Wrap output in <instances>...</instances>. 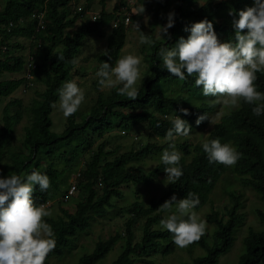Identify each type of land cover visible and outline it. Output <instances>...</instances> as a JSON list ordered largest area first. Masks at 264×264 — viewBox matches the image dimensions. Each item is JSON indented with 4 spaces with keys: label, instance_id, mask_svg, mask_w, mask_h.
Segmentation results:
<instances>
[{
    "label": "trees",
    "instance_id": "obj_1",
    "mask_svg": "<svg viewBox=\"0 0 264 264\" xmlns=\"http://www.w3.org/2000/svg\"><path fill=\"white\" fill-rule=\"evenodd\" d=\"M0 9V77L4 74L17 75L24 72L26 59L18 55L8 54L9 49H19L20 44L10 43L12 37L25 36L30 40L34 67L31 68V80L23 77L15 79H0V97L8 98L22 86L37 81L44 90L38 99H32L23 107L19 99L9 100L2 109V126L0 127V169L8 156L7 177L13 174L25 176L32 171H39L50 178V188L46 192L35 186L34 200L37 206L47 204L54 199V191L59 183H63L62 175L66 169L59 170L54 160L59 157L60 147L68 148L64 157L66 168L83 153L88 154L84 168L78 172V182L75 185V210L69 213L59 207L60 215L55 218H45V222L53 228L56 248L49 254L45 264H51L53 258H63L76 248L77 236L85 232L96 216H103L111 207V199H121V188L128 183L140 184L154 181L164 172L166 165L162 163L151 171L138 169L134 162L148 158L161 152L164 146L146 143L137 150H129L114 156V151L106 150V141L94 145V137L102 138L109 129L130 128L133 125L148 122L150 133L158 138H165L166 132L173 127L171 120L176 116L188 121L192 131L197 126L198 117L213 114L219 104L217 97H205L202 87L195 85V76H189L181 81L172 76L163 67L162 58L158 55L161 47H175L181 38L189 37L191 26L207 19L213 23L214 30L221 42L233 41V19H238L240 10L254 6V0H225L217 4L204 2L197 6L195 0H176L174 26L168 29L163 40H155L150 44V51L145 61L148 65V77L140 87V96L128 100L126 96L118 95V85L112 88L110 95H98L90 112L79 122L76 114L67 118L66 127L60 134L50 131L52 122L50 114L52 106L58 101L57 89L69 81L79 49L84 39L92 34L101 35L103 25L112 24L117 18L118 6L112 12L104 8L95 21L84 19L75 26V22L85 14L88 6L71 16L69 8L71 0H2ZM105 0H101L104 3ZM166 2L151 0V12L155 25L163 26V17L158 14V8L166 7ZM232 10L234 15L230 16ZM44 12V29L36 31V22L30 19L34 12ZM132 22H139V15L130 16ZM121 21L111 28L107 35L106 48L98 58L99 66L108 62L115 66L119 53L125 45L127 26ZM154 27V25H153ZM152 27V28H153ZM187 29V30H186ZM140 33V32H139ZM245 34V33H242ZM150 35V34H147ZM3 48H5L4 51ZM63 56V60H59ZM110 57V59H109ZM74 73V72H73ZM257 90L264 92V73H257ZM99 78L97 83L99 84ZM254 104L240 102V107L228 109L219 121L214 124L207 135L208 141L219 138L221 143H230L242 153L241 158L233 166L234 173L241 178L243 186L253 190L264 201V114H253ZM186 108L189 115L185 116L180 109ZM23 113L27 114L28 123L23 127L21 140L22 151L10 150L11 136L16 123L20 122ZM202 125H205L203 120ZM126 130V129H125ZM191 131V132H192ZM124 132V131H123ZM75 143V145H72ZM69 146V147H68ZM194 155L187 162L183 157L180 161L183 175L174 184H169L165 194L159 199H151L148 206L135 201L126 212L128 220L124 223L123 233H116L105 240H98L90 252L83 253L76 264H97L122 240L121 251L110 264H153L147 260L151 253L168 254L171 245H166L172 234L166 229H154L164 219V213L159 211L160 205L173 195L183 199L189 192L199 196L200 209L207 201L218 178L226 166L210 163L207 154L202 149V143L193 147ZM60 153V152H59ZM62 153L67 154V151ZM58 154V155H57ZM64 156V155H63ZM131 163V164H130ZM4 177V176H3ZM64 193H67V189ZM76 193V194H75ZM232 195V194H231ZM233 205L227 211L228 219L223 221L218 212L213 211L208 216V223L213 225V231L194 245L203 253L195 257L189 264H217L219 258L227 253L234 241L235 232L240 226L238 198L232 195ZM175 206V204L173 205ZM256 217L264 225V212L257 211ZM141 222V235L135 241L134 225ZM188 264V263H183ZM235 264H264V232L249 231L242 240V252Z\"/></svg>",
    "mask_w": 264,
    "mask_h": 264
},
{
    "label": "clouds",
    "instance_id": "obj_2",
    "mask_svg": "<svg viewBox=\"0 0 264 264\" xmlns=\"http://www.w3.org/2000/svg\"><path fill=\"white\" fill-rule=\"evenodd\" d=\"M144 4L131 9L135 15H143ZM229 15H234L232 10ZM174 13L168 14V23L157 26L161 38L174 26ZM238 19H233L235 40L221 42L214 30L213 23L207 19L191 26L187 39L181 38L175 47H161L158 55L163 67L174 77L183 81L195 76V85L202 87L205 97H217L223 104L240 107V102L256 105L253 114H264V92L257 90V73H264V0H254V6L240 10ZM128 17L126 23H131ZM134 29L141 33V44H154L151 35L140 30L139 22ZM187 30V29H186ZM245 33V34H242ZM59 56V60H63ZM110 59V57H109ZM77 63L75 59L71 61ZM142 58L128 54L119 58L115 66L108 62L101 64L95 73L101 88H116L118 95L135 100L140 96ZM59 108L65 118L73 116L85 100L84 90L76 80L66 81L57 89ZM180 111L189 115L186 108ZM207 118L206 114L197 118L199 125ZM173 125L166 134L168 148L162 154L166 179L169 184L176 183L183 175L180 161L182 153L176 149V137H187L192 129L188 121L176 115ZM202 149L210 163H219L227 167L234 166L242 153L230 143H221L219 138L206 140ZM41 192L50 188V178L39 171L31 174L0 177V264H45L47 257L56 248L53 228L45 222L52 213L46 205L37 206L34 200L35 186ZM165 186H167L165 184ZM176 210L173 212V205ZM200 205L199 196L189 192L183 199L173 195L166 200L159 211L170 213L160 224L172 234L173 243L183 249L197 243L205 236L207 221L195 211ZM186 217V218H185Z\"/></svg>",
    "mask_w": 264,
    "mask_h": 264
},
{
    "label": "rangeland",
    "instance_id": "obj_3",
    "mask_svg": "<svg viewBox=\"0 0 264 264\" xmlns=\"http://www.w3.org/2000/svg\"><path fill=\"white\" fill-rule=\"evenodd\" d=\"M220 1L222 0H195V5L199 6L204 2L217 4ZM150 2L151 0H105L104 3H101V0H71L69 8L72 12V16L75 12H78V8L85 9L88 6L85 14L75 22V26H77L84 19H91L93 15L98 17L102 8H104L106 12H112L114 6H118L116 13L124 11L127 14H130V16H133L135 14L131 13V9L143 3L145 12L143 15H139L142 30H144L145 34H150L155 40L160 41L164 39V36L161 38L159 35V28L155 25L153 20L154 18L153 13L151 12ZM2 6L3 1L0 0V9ZM176 6V0H167L166 7L158 8V14L164 19L163 26L167 25L168 14L170 12L174 13ZM133 25L134 23H129L127 25L125 45L121 49L118 59L128 54L141 57V76L144 77V80L148 77L149 73L148 65L145 59L146 55L150 51V44L140 43L141 33L135 30ZM111 28V23L103 25L100 28L102 32L101 35L92 34L84 39L82 46L79 49L80 52L76 58L77 63L74 65L71 76L69 77V81L76 80L78 86L85 92V100L79 110L75 113L78 122L90 112V109L95 104L99 94L103 97L110 95L112 88H101V86L97 83L98 77H96L95 73L100 68L98 58L102 56L105 51L107 44L106 38L110 33ZM9 42H16L20 44L19 49L8 50V54L10 55L14 54L26 59L27 56L31 54V51L36 50V48L30 47V40H28L25 36L12 37ZM18 77H22V72L17 75L4 74L0 77V79H15ZM142 82H138L140 87ZM43 90L44 87L42 84L37 81H33L31 85H28V88H26L25 91H22L21 87L8 98L0 97V127L2 126V109L9 100L19 99L22 102V106L25 107L28 105L30 100L38 99ZM219 104L220 105L213 114L207 115L205 125L200 123L187 137H176V149L182 153V157L187 162L194 155V145L206 141L209 131L212 126L219 121L221 115L228 109H235L223 104L220 101ZM50 119L52 122L50 131L55 134L62 133L66 127L67 118L64 117L63 112L59 108V99L52 106ZM27 123V114L23 113L21 121L16 123L14 127V131L11 136L10 150L20 151L22 149L21 140L23 127L27 125ZM149 127L148 122H143L133 125L131 128L130 126L128 128H124V132L117 127L109 129L102 138L99 139L96 136L94 137L92 150H95L96 145L103 141H106V150L108 152L115 150L114 156H118L129 150H137L140 144L145 145L146 143H150L157 146H164L161 152H157L148 158H144L133 163V165L135 164V166L141 171H151L155 166L162 163V154L164 150L168 148L169 141L165 138H158L152 135ZM72 145H75V143H72ZM63 151H67V154L62 153ZM68 152V148L60 147L57 152L60 155L53 162L57 169H66V171L65 176L62 175L63 183H59L60 185L58 186V190L53 193L54 199L46 204L47 209L52 213V215L45 218H55L60 215L59 207L67 210L69 213H73L75 210V202L77 201V198L67 197V193L64 192L66 189L68 192L70 187L72 185L75 186L78 182V172L84 168V163L88 154L83 153L76 161L66 168L64 157H67ZM7 164H10V159L8 156H5L0 169V177L4 176L3 178H7V176L4 175V172L7 173ZM165 184L167 186H165ZM168 185L169 181L166 179L165 172L162 174L160 173V175L150 183H128L127 185H124L121 188L122 198H112L111 207L106 209V213L103 216H96L91 222L90 227L85 232L77 236L76 248L73 249L70 254L67 253L63 258L51 259V264H76L78 257L83 253L90 252L98 240H105L116 233L122 234L124 230V223L130 217L126 212V208H128L135 201L143 204L144 206H148L151 199L157 200L165 194ZM74 192H76V190ZM231 194L238 198L240 205L237 210V214L240 215V226L235 232V241L231 249L219 258L217 264H235L242 252V240L248 232H264V225L259 222L256 217L257 211L264 212V201H262L260 197L249 187L243 186L241 178L234 173L233 166H226L225 172L220 175L213 190L208 195L206 203L200 209L195 210L201 218L207 221L206 233H209L214 229V226L208 223V216L213 211L218 212L219 217L223 218V221L228 219L227 211L233 205ZM175 210L176 205L173 206L172 211L174 212ZM168 214L170 213H164L163 218H165ZM154 229L164 230L161 224L155 225ZM133 230L135 241L139 240L141 235V222L135 224ZM122 243L123 241L119 240L109 253L97 264H110L121 251ZM168 244L172 246V250L168 254H163L162 252L151 253L150 256L147 257V260L152 261L153 264H189L195 257L203 253L201 248L194 244L183 249L177 247L173 243L172 237L168 240L166 245Z\"/></svg>",
    "mask_w": 264,
    "mask_h": 264
},
{
    "label": "built area",
    "instance_id": "obj_4",
    "mask_svg": "<svg viewBox=\"0 0 264 264\" xmlns=\"http://www.w3.org/2000/svg\"><path fill=\"white\" fill-rule=\"evenodd\" d=\"M161 1H165V0H161ZM80 10H81V8H78V11H80ZM115 15L117 16V18H115V20L113 21L112 28L116 27L118 25V23L121 21V19H119L120 16H123L122 21H123V24L125 26H127L129 24V23H126V21L128 20V17H130V14H127L124 11H119ZM96 18L97 17L95 15H93L91 19H92V21H95ZM30 19L36 22V31L44 29V12L43 11L32 13L30 16ZM4 50H5V48H3L2 51H4ZM33 62H34L33 57L29 54L26 58V66H25L24 72L22 74V77L27 79V80L32 79V76L30 74V70H31V68L34 67ZM29 85H31V84H29ZM25 90H26V87L22 86V91H25ZM74 191H75V186L72 185L70 187L69 191L67 192V196L73 195Z\"/></svg>",
    "mask_w": 264,
    "mask_h": 264
},
{
    "label": "crops",
    "instance_id": "obj_5",
    "mask_svg": "<svg viewBox=\"0 0 264 264\" xmlns=\"http://www.w3.org/2000/svg\"><path fill=\"white\" fill-rule=\"evenodd\" d=\"M105 10V9H104ZM106 11V10H105Z\"/></svg>",
    "mask_w": 264,
    "mask_h": 264
}]
</instances>
